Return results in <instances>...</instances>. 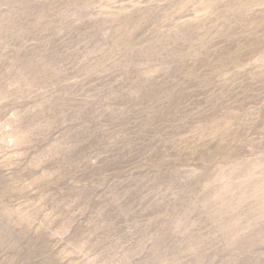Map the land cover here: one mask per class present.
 <instances>
[{
    "label": "rangeland",
    "instance_id": "rangeland-1",
    "mask_svg": "<svg viewBox=\"0 0 264 264\" xmlns=\"http://www.w3.org/2000/svg\"><path fill=\"white\" fill-rule=\"evenodd\" d=\"M0 264H264V0H0Z\"/></svg>",
    "mask_w": 264,
    "mask_h": 264
}]
</instances>
